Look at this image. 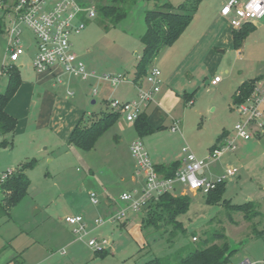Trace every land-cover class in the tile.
<instances>
[{
    "label": "rangeland",
    "instance_id": "rangeland-1",
    "mask_svg": "<svg viewBox=\"0 0 264 264\" xmlns=\"http://www.w3.org/2000/svg\"><path fill=\"white\" fill-rule=\"evenodd\" d=\"M132 1L126 18L116 27L97 12L95 18L84 19L85 29L79 35L70 38L72 52L88 72L95 73L97 78L122 80L115 86L96 78L40 80L33 65L38 48L32 31L26 26L21 28L25 54L14 64L7 53L9 24L0 33V93L5 92L8 83L4 67L15 65L23 80L9 103L14 104L11 109L18 124L14 136H6L13 139V145L0 146V174L36 162L35 168L27 172L31 181L27 196L14 208L10 220H0V252L9 246L0 254V264H13L16 258L19 264H147L154 259L178 264L181 258L202 248L204 239L217 243L214 236L218 233L225 234L231 247L237 250L232 264L264 261V136L260 140L238 139L235 152H227L205 171L207 177L217 178L228 168L238 170L234 180L225 181L223 199L236 205L252 203L258 215L249 221L244 214L232 212L225 205H208L205 194L176 184L174 195L185 192L191 199L188 211L177 218L184 232L174 231L173 226L157 229L145 224L146 207L96 230L97 219L106 221L127 209L128 203L122 200L124 193L140 195L143 191L144 176L141 175L139 185L131 184L136 173L129 142L130 136H135L134 123L130 125L122 116L120 123L131 126L128 134H119V127H112L92 150L69 145V137L84 113V125H89L91 115L110 112L112 102L139 101L133 79L144 51L141 39L147 30L146 13L166 3L178 7L193 0ZM223 4L220 0H201L196 20L199 23H195L199 34L200 28L216 22V13ZM263 22L248 35L240 53L228 51L220 63L218 58H211L206 64L198 62L185 67L179 61L169 64L167 56L174 49L160 53L152 65L161 71L162 82L163 70L172 75L169 88L161 84L162 93L169 90L172 96L160 108L182 123V132L171 133L173 122L167 120V128L152 139L154 153L172 163L182 162L186 158L183 149L188 148L198 160H205L220 136L225 135L228 140L236 137L235 127L245 118L234 105V91L249 79H257L258 89L264 88ZM215 26L220 29L222 25ZM216 76L223 82L214 86L212 80ZM186 96H192V100ZM46 98L49 104L46 116L50 120L43 126L41 122L47 118L42 119L41 111ZM151 160L157 165L156 160ZM91 193L97 195L99 206L92 205ZM104 208L108 212L100 215ZM80 215L89 223L87 232L94 231L84 239L66 223V218ZM256 230L262 232L257 239ZM95 239L106 240L108 246L101 247L102 250L91 248L89 242ZM97 252L108 253L95 257Z\"/></svg>",
    "mask_w": 264,
    "mask_h": 264
},
{
    "label": "built area",
    "instance_id": "built-area-1",
    "mask_svg": "<svg viewBox=\"0 0 264 264\" xmlns=\"http://www.w3.org/2000/svg\"><path fill=\"white\" fill-rule=\"evenodd\" d=\"M81 0H16L10 4L0 3V12L6 17L9 24L7 29L8 48L7 53L10 61L17 63L25 54L22 46L21 36L23 26H26L35 36L37 42V55L34 58V68L38 74H45L53 70H60L61 74L70 77L81 78L86 81L96 78L100 81L110 82L114 86L122 80L97 78L95 73L88 72L85 64L72 52L70 38L79 35L85 29L84 19H93L97 15L94 5L83 6ZM221 15L230 18L234 28H241L246 23L255 22L264 17V0H229L221 10ZM221 81L216 77L212 85ZM161 71L152 67L149 69L144 80L137 84L138 102L117 103L112 102L111 112L120 113L125 116L129 123H135L143 114L154 97L161 91ZM238 113L245 118L244 122L235 127L236 137L225 145L213 149L207 160H198L188 148H184L186 155L184 167L179 169L174 178H165L156 170L144 143L138 139L130 146L131 155L136 162L138 175L144 176V188L140 195L123 194L122 200L128 203L126 210L113 215L108 220L97 219L95 225L103 226L106 223H117L127 217L129 212L138 213L150 202L158 201L165 194H172L176 191V184L182 185L185 189L197 193L208 194L216 189L219 183L225 182L237 173V169H228L225 173L215 179L205 175L204 169L210 162L220 159L226 152L236 150L238 139L250 141L259 138L264 134V88L256 87L252 97L237 106ZM178 130V125L172 128L173 132ZM15 173V170H8L0 174V201L3 199V184ZM93 206H98L99 201L96 194H89ZM66 223L75 228V233L87 235L86 227L82 216L68 217ZM193 241H197L194 237ZM89 246L96 250L108 246L106 240H91ZM244 264H264L251 263Z\"/></svg>",
    "mask_w": 264,
    "mask_h": 264
},
{
    "label": "trees",
    "instance_id": "trees-1",
    "mask_svg": "<svg viewBox=\"0 0 264 264\" xmlns=\"http://www.w3.org/2000/svg\"><path fill=\"white\" fill-rule=\"evenodd\" d=\"M16 0H0L1 4H10ZM134 1V0H133ZM132 1V2H133ZM83 6L94 5L97 12L105 19H108L112 27H116L127 16V7L131 0H81ZM201 0L189 1L183 5L175 7L171 4H164L160 9L152 10L146 13L145 21L147 30L142 37L144 45L143 54L138 60L135 72L134 84L141 83L147 76L151 65L160 55V53L168 47L174 45L177 40L185 33L191 25L195 15L198 12ZM94 3V4H93ZM7 28L5 15L0 17V33ZM255 30L252 24H246L243 28L234 33L235 48H241L248 35ZM3 74L8 77L7 88L4 93H0V146L3 148L11 147L13 139H6L7 135H13L17 129V118L10 115L7 107L19 88L23 80L20 71L15 65L3 68ZM257 87V79H251L244 82L235 92L233 102L235 107L244 103L251 98ZM192 97V96H191ZM186 96L191 101L192 98ZM120 113L105 112L93 120L89 125H84V117L76 125L71 133L69 145H74L82 150L94 149L98 140L112 128L120 119ZM135 129L142 139L155 130L149 125L147 115L141 114L134 123ZM225 135L221 136L213 149L220 147L218 144ZM213 151V150H212ZM35 161L25 163L15 170V173L3 184V199L0 201V220L5 218L11 219V214L27 196L31 181L27 172L35 168ZM156 170L165 178H174L179 170V163L172 165L157 166ZM225 182L219 183L215 190L205 194L207 196L206 203L212 206L225 205L232 212L244 214L245 219L249 221L252 217L258 215L255 212L252 203L243 205H234L228 200L223 199L225 192ZM191 199L189 196H173L165 194L158 201L150 202L146 207V218L144 223L159 229L161 227H172L174 231L184 228L177 218L185 214L190 206ZM262 232L256 233L254 237L260 238ZM212 243L208 238L204 239V246L200 249L189 253L186 257L181 258L178 264H232L231 258L236 253V249L231 247L227 236L223 233L215 234ZM5 249V248H4ZM186 248L182 250L184 253ZM108 252L96 253L97 257H104ZM17 258L15 259V261ZM147 264H169L162 259H154Z\"/></svg>",
    "mask_w": 264,
    "mask_h": 264
},
{
    "label": "crops",
    "instance_id": "crops-1",
    "mask_svg": "<svg viewBox=\"0 0 264 264\" xmlns=\"http://www.w3.org/2000/svg\"><path fill=\"white\" fill-rule=\"evenodd\" d=\"M220 1L224 2V4L221 6L219 11L216 13V22H215L216 24L214 23V24H211V25H208V26L205 25V28H203V30L200 28L201 31H200V34H199L198 33V29H199L198 24H195V23H199L198 21L196 22L197 17H198V14H196L194 19H193V21H192V23H191V25L188 27V29L185 31V33L179 38V40H177V42L174 45H172L171 47L166 48V49H174V50H170L171 52H169V54L167 56L169 64L178 63V61H179L181 64H184L185 67H187V66H190L191 64L197 65L196 63H198V62H199V64L200 63L206 64L208 61L211 60V58H213V60L218 58V61L220 63L221 60L223 59L222 55L224 53H226L228 51H237L238 53H240L242 51V48L244 47V44H245L247 39L244 41L242 47L237 49V48H235V45H234V33L240 31L243 28V26L246 25V24L254 25L255 26V30H256L258 28V26L260 25L259 22H263L264 21V17L259 19V20H257V21H255V22L246 23L241 28H238V29L234 28L232 26L231 22H230V18H225V17H223L221 15V10H222V8L225 5L227 0H220ZM239 1L244 3V2H247L248 0H239ZM202 23H203V21H202ZM217 24L218 25H222L220 29L217 28V26H215ZM263 24H264V22H263ZM197 34H198V36H196ZM190 43H192V45H190ZM187 46H189V47H187ZM185 49L186 50L188 49V51L184 54L183 52H184ZM152 67L157 68V66H154V65H151V68ZM163 72H162L163 73V77H162L163 82L161 84H163L165 86V88H169L170 79H171L172 75L167 74L164 70H163ZM63 77L70 78V76H68L66 74H61L60 70H53V71H50V72L45 73V74H39V79L40 80H44V81L45 80H49V79L50 80H53V79L58 80V79H62ZM216 77H218V76H216ZM216 77H214V79ZM134 78H135V74H134ZM249 80H251V79H249ZM246 81H244V82H246ZM222 82H223V79L221 78V81L218 84H220ZM133 83H134V79H133ZM242 84H240L236 88V90L234 91V93L232 95V99H233V96H234L235 92L237 91V89ZM134 85L136 86V84H134ZM171 96H172V93L169 90H167V91L162 93V89H161L160 93L155 96V100L152 103L149 104V106L146 108V110L144 112L147 115V119H148L149 125L155 130L154 133L149 134L146 137L141 139L139 137V135H138V133H137V131L135 129V125H134L133 129H134L135 136H130L131 137V139H130L131 141H129L130 145L133 142H135L136 140H138V139L142 140V142L144 143V146H145L146 151L148 152L150 158L154 159V160H156L158 162L157 165H155L156 167L157 166H162V165L169 166V165H172L174 163H172V161H168V159H165L164 157L162 159L161 157H159V155L154 153V151H153V144H154L153 141L154 140H152V139H154V137H156V135H158L159 132L162 129L167 128L166 125H165V122L167 120H170V119L172 120V122L174 124V125L172 124L173 126L172 125L170 126L171 133L181 134V132H182L181 131L182 130L181 129L182 128V123L180 121L176 120V118H173V117L170 118V116H168V114L166 112H164L162 110V108H160V104H163ZM137 97H138V92H137ZM49 100H50V98H49ZM48 106H49L48 99L46 98L45 101H43V106H42V111H41V113H42L41 116H42V119H44V120L47 118L46 114H47ZM11 107H14V104H12V103L9 104V106L7 107L8 113L10 115L14 116L15 118H17V115L15 114L13 109H11ZM83 115H84V118H85L86 113H84ZM83 115L81 116V119L83 118ZM122 116L123 115H121L120 119L118 120V122L113 127L114 128L119 127V134L127 135L128 132H129L128 131V127L130 128L131 126H126V125L120 123V121L122 119ZM61 117H62V115H61ZM91 117H92L91 122L98 118V116H96V115H91ZM49 120H50V117L47 118L45 121H42L41 124H43V126H45L46 125L45 123L47 121H49ZM129 124L131 125V123H129ZM175 124L178 125V130L176 132H173L172 128L175 126ZM69 135L70 134H68V136ZM129 135H131V134H129ZM263 136H264V134L262 136H260L259 138H256V139L260 140L261 138H263ZM229 141H231V140H228V138H223L222 141L218 145L219 146H223ZM254 144H258V143L255 142ZM212 150H213V148L211 149V152H212ZM235 151H229V152H235ZM211 152H210V154H211ZM220 159H218V160H220ZM205 160H207V158ZM166 162H168V163H166ZM175 163H179V169H182L184 167V160L182 162H175ZM212 163L213 162H210L208 167ZM208 167H206L204 169V173H205L206 169H208ZM228 169H234V168H228ZM135 172L136 173H134L132 175V178H131L132 186H137V185H139V182H140L141 175H138L137 167H136V171ZM237 174H238V170H237L236 175L231 177V178H229V179H233L234 180V178L237 176ZM205 175H206V173H205ZM221 175H223V174H220L219 176H221ZM209 178L215 179V178H213L212 175H210ZM141 184L144 185V182H142ZM104 193H106V191ZM174 193H172V195L176 196V195H174ZM181 196H186V193L185 192L182 193ZM228 201H230V200H228ZM234 205H236V204H234ZM107 212H108V209L104 208L103 210L100 211V215L103 214V213L106 214ZM82 217H83L84 224H85L86 231H87V228H88L87 225L89 223L87 222L86 217H84V216H82ZM94 224H95V222H94ZM126 226L127 225L125 224L124 227H126ZM98 228L99 227L96 226V230ZM93 232L94 231L89 232V233L87 232V235H84L82 239L88 237L89 234H92ZM8 247H5V249H7ZM5 249L3 248L2 251L0 252V254L3 251H5ZM95 257H97L96 254H95ZM17 260L15 261V259H14L13 264H19ZM2 264H5V263H2Z\"/></svg>",
    "mask_w": 264,
    "mask_h": 264
}]
</instances>
